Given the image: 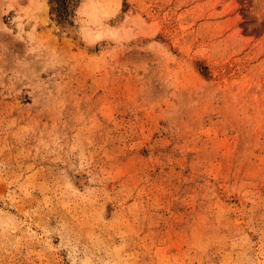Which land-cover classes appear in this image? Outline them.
Segmentation results:
<instances>
[{
  "label": "rangeland",
  "instance_id": "obj_1",
  "mask_svg": "<svg viewBox=\"0 0 264 264\" xmlns=\"http://www.w3.org/2000/svg\"><path fill=\"white\" fill-rule=\"evenodd\" d=\"M0 0V264H264V0Z\"/></svg>",
  "mask_w": 264,
  "mask_h": 264
},
{
  "label": "trees",
  "instance_id": "obj_2",
  "mask_svg": "<svg viewBox=\"0 0 264 264\" xmlns=\"http://www.w3.org/2000/svg\"><path fill=\"white\" fill-rule=\"evenodd\" d=\"M69 0H49L50 12L55 13L59 18H64L67 11Z\"/></svg>",
  "mask_w": 264,
  "mask_h": 264
}]
</instances>
